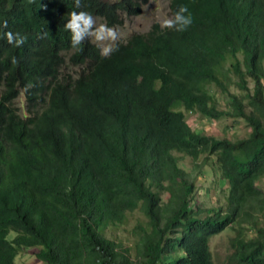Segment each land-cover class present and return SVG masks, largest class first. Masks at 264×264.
<instances>
[{"label":"trees","instance_id":"1","mask_svg":"<svg viewBox=\"0 0 264 264\" xmlns=\"http://www.w3.org/2000/svg\"><path fill=\"white\" fill-rule=\"evenodd\" d=\"M146 2L0 0V264L30 247L43 264H214L210 238L226 230L224 264H264V223L250 211L264 212V0H169L171 18L188 8L187 30L153 23L107 57L90 39L72 47L71 12L117 27ZM179 107L249 132H195ZM178 153L213 158L225 208L198 206ZM135 211L133 254L105 231Z\"/></svg>","mask_w":264,"mask_h":264},{"label":"rangeland","instance_id":"2","mask_svg":"<svg viewBox=\"0 0 264 264\" xmlns=\"http://www.w3.org/2000/svg\"><path fill=\"white\" fill-rule=\"evenodd\" d=\"M165 18H171L169 0H147L142 6L140 14L125 18L123 25L115 27L118 32L117 41H125L133 32L145 33L151 28L153 23H158L161 26ZM95 21L96 26L104 24L99 18H95ZM75 71L76 69H73V72ZM237 82L238 80L230 74V92L241 94L242 90ZM248 87H252V82L250 80H248ZM208 88L214 100L218 102V106L224 108L225 99L221 92H219L214 85H209ZM23 103L24 100L22 97L17 99V105L19 107H23ZM178 109L184 111L187 123L195 132L212 135L217 138L226 137L231 139L245 137L249 132V128L242 119L233 121L231 118H222L212 121L198 113L187 112L181 107ZM178 155L180 158V166L194 178L196 191L193 198L198 206L200 208H225L227 204L228 184L223 179H220L213 158L204 161L205 155L202 154L197 161H194L187 154L178 153ZM197 164H199V167H196ZM256 186L261 190L264 196V175L257 179ZM253 206L254 209H250V211L259 217L260 224L264 223V212L260 214L259 211L255 209L256 206L254 204ZM138 220H144V217L141 216L139 211H135L128 215V220L125 223L114 229L108 228L105 232L109 237L114 238L123 245L129 246L134 254V245L137 238L134 227ZM247 233L249 236L253 235L252 230H248ZM13 235L14 233L11 232L10 237ZM231 235L232 231L226 230L210 238L209 244L213 254L214 264H224L226 255L230 252L228 238ZM36 251V247L21 248L15 258L16 264H43L37 259L35 255Z\"/></svg>","mask_w":264,"mask_h":264},{"label":"clouds","instance_id":"3","mask_svg":"<svg viewBox=\"0 0 264 264\" xmlns=\"http://www.w3.org/2000/svg\"><path fill=\"white\" fill-rule=\"evenodd\" d=\"M77 7L80 5V0H75ZM192 16L186 6H179L173 18H165L162 23V28L175 29L178 32L187 30L192 24ZM4 27H7V22H4ZM66 31L71 33V45L73 48L78 49L86 39H90L97 44L100 54L103 57L109 56L116 50L114 42L118 39V32L115 27H108L106 24L96 26L94 17L86 11L79 13L73 11L70 13V19L64 25ZM7 40L10 44L15 43L17 47L22 45L25 37L20 36L18 33L14 36L13 33H6ZM12 63L16 64L15 57ZM28 87H31L29 85Z\"/></svg>","mask_w":264,"mask_h":264}]
</instances>
